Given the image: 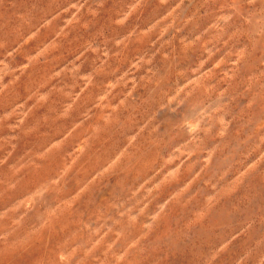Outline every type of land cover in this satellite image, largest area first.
Segmentation results:
<instances>
[{
	"label": "clouds",
	"instance_id": "1",
	"mask_svg": "<svg viewBox=\"0 0 264 264\" xmlns=\"http://www.w3.org/2000/svg\"><path fill=\"white\" fill-rule=\"evenodd\" d=\"M0 264H264V0H0Z\"/></svg>",
	"mask_w": 264,
	"mask_h": 264
}]
</instances>
